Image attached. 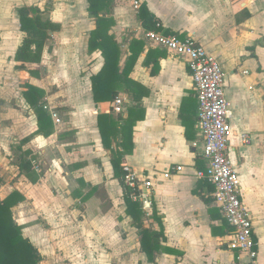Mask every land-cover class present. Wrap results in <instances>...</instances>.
<instances>
[{
	"label": "crops",
	"instance_id": "obj_1",
	"mask_svg": "<svg viewBox=\"0 0 264 264\" xmlns=\"http://www.w3.org/2000/svg\"><path fill=\"white\" fill-rule=\"evenodd\" d=\"M107 3L98 16L108 18L119 49L117 75L113 96L94 102L90 76L103 57L88 48L96 18L87 0H0V201L19 195L12 217L37 249L39 264H264V0ZM141 4L157 19L156 32L196 39L225 71L229 158L253 221V261L228 248L230 232L213 186L195 175L205 162L187 59L148 43L146 32L154 30L142 27ZM21 6L44 10L57 25L47 31L39 63L25 69L14 60L24 35ZM132 40L142 48L131 64ZM28 85L40 93L35 106L23 96ZM99 114L106 116L103 140ZM130 116L138 117L131 127ZM240 133L250 135L249 143ZM124 163L152 182L148 216L131 196L152 236V261L125 211ZM175 165L182 170L164 178Z\"/></svg>",
	"mask_w": 264,
	"mask_h": 264
},
{
	"label": "built area",
	"instance_id": "obj_2",
	"mask_svg": "<svg viewBox=\"0 0 264 264\" xmlns=\"http://www.w3.org/2000/svg\"><path fill=\"white\" fill-rule=\"evenodd\" d=\"M138 2H134L137 7ZM148 43L187 59L188 67L197 95L198 127L202 137L201 157L203 169H197L198 179H206L212 186V197L218 204L226 223L232 231L227 246L231 251L249 261L257 256V243L253 236V221L241 199V188L237 172L229 158L231 107L225 93V71L219 59L192 37L181 38L175 34L147 31ZM122 99H116L114 110L121 111ZM55 116V115H54ZM53 116V117H54ZM243 144L249 143L250 135L239 134ZM182 170L181 165L170 167L162 173L164 178ZM123 182L131 190L133 199L140 202L146 216L152 206V182L142 179L131 165H122Z\"/></svg>",
	"mask_w": 264,
	"mask_h": 264
},
{
	"label": "trees",
	"instance_id": "obj_3",
	"mask_svg": "<svg viewBox=\"0 0 264 264\" xmlns=\"http://www.w3.org/2000/svg\"><path fill=\"white\" fill-rule=\"evenodd\" d=\"M87 2L89 13L96 18L95 27L89 33L88 48L90 52L100 50L103 57V65L99 72L90 76L93 100L94 102H100L109 98L111 94L113 96V93H111L113 89L112 79L116 78L117 75L119 49L116 42L115 44L112 42V35L108 34V18L104 14L103 17L98 16L99 13L108 8L107 0H87ZM139 11L142 18L141 24L145 30L155 31L160 29L157 19L148 11L144 4L140 5ZM16 12L19 19V29L24 35L14 55V60L19 63L15 68L25 69V63H39L44 41L48 36L47 31L56 30L57 25L44 17L45 11L36 6H21L16 9ZM165 33L167 32L165 31ZM129 46L132 64L136 60L142 45L137 40H132ZM29 72L34 73V70ZM39 95L40 93L31 85H28L27 89L23 92V96L31 106H35L36 98ZM38 117V122L40 123L42 119H40V116ZM102 118L106 119V116L99 114L97 123L103 140L105 132L102 127ZM137 118L136 116H130L129 120L127 119L129 127L134 125ZM112 163L113 167L118 168L114 159ZM121 170L122 167H120ZM121 177L123 199L126 205L125 211L131 217L138 230L141 250L152 261V236L142 225L140 206L131 199V190L124 184L122 174ZM204 181L206 180L204 179ZM18 199L19 195L11 193L0 201V264H39L41 257L37 249L27 238L22 236L20 226L15 223L12 217L10 208L13 202H16ZM223 222L228 232H231L232 229L224 218Z\"/></svg>",
	"mask_w": 264,
	"mask_h": 264
},
{
	"label": "rangeland",
	"instance_id": "obj_4",
	"mask_svg": "<svg viewBox=\"0 0 264 264\" xmlns=\"http://www.w3.org/2000/svg\"><path fill=\"white\" fill-rule=\"evenodd\" d=\"M261 31H262L263 34H264V24H263V26H262V30H261ZM19 35H20V34L18 33L17 36L20 37ZM0 41H1V37H0ZM46 42H47V38L45 39L44 44H46ZM6 44H7V42H6Z\"/></svg>",
	"mask_w": 264,
	"mask_h": 264
}]
</instances>
